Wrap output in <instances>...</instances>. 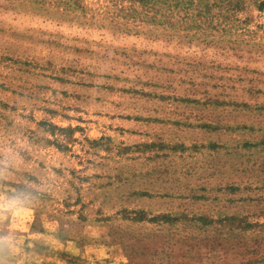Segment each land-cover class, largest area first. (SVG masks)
I'll return each mask as SVG.
<instances>
[{
	"label": "rangeland",
	"instance_id": "rangeland-1",
	"mask_svg": "<svg viewBox=\"0 0 264 264\" xmlns=\"http://www.w3.org/2000/svg\"><path fill=\"white\" fill-rule=\"evenodd\" d=\"M0 264H264V0H0Z\"/></svg>",
	"mask_w": 264,
	"mask_h": 264
}]
</instances>
